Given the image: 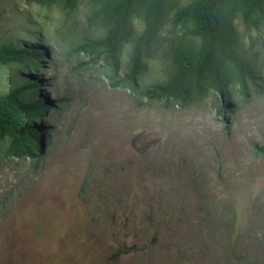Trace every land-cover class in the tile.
I'll list each match as a JSON object with an SVG mask.
<instances>
[{
  "label": "rangeland",
  "instance_id": "374dc122",
  "mask_svg": "<svg viewBox=\"0 0 264 264\" xmlns=\"http://www.w3.org/2000/svg\"><path fill=\"white\" fill-rule=\"evenodd\" d=\"M170 11L126 79L133 38L112 71L97 51V5L0 0V47L36 62L0 63V96L34 87L47 100L40 143L11 155L0 137V264H264V25L234 19L236 52L251 71L229 106L211 90L188 103L141 92L165 81L172 53L197 45Z\"/></svg>",
  "mask_w": 264,
  "mask_h": 264
},
{
  "label": "trees",
  "instance_id": "16d2710c",
  "mask_svg": "<svg viewBox=\"0 0 264 264\" xmlns=\"http://www.w3.org/2000/svg\"><path fill=\"white\" fill-rule=\"evenodd\" d=\"M53 1V0H43ZM64 9L71 11L77 0H61ZM97 5L90 21L100 23L104 34L86 40L78 49L97 51L112 71L119 66L123 46L133 38L132 19L138 17L142 31L132 42L131 56L125 79L136 86L141 64V52L156 35L170 11L169 0H89ZM257 28L264 25V0H193L178 7L171 16V24L185 28V33L198 40L197 45L171 55L172 68L168 78L146 87L141 94L150 98L172 99L188 103L207 90L217 96V110L229 106V92L225 84L231 73L241 92L251 71L236 52L233 21ZM37 53L24 48L0 47V63L38 60ZM34 87H19L0 96V137H8L6 152L27 155L40 143V127L36 120L44 113L47 100L38 96L23 101L22 94ZM264 152V151H263Z\"/></svg>",
  "mask_w": 264,
  "mask_h": 264
}]
</instances>
